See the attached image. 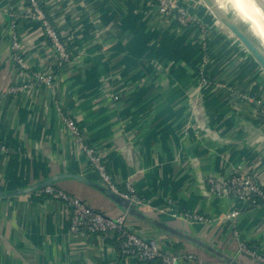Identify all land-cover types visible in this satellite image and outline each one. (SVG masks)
Masks as SVG:
<instances>
[{
    "label": "crops",
    "instance_id": "obj_1",
    "mask_svg": "<svg viewBox=\"0 0 264 264\" xmlns=\"http://www.w3.org/2000/svg\"><path fill=\"white\" fill-rule=\"evenodd\" d=\"M173 1L207 30L182 26L157 0H40L72 53L55 70L58 52L27 0H0V144L8 149H0V264H153L120 256L101 234L72 231L64 201L37 192L46 184L127 214L132 230L164 251L195 255L191 264H264L234 233L264 253V205L218 196L208 183L239 169L264 186V69L209 7L214 0ZM230 17L244 25L234 10ZM14 30L26 68L13 59ZM51 73L52 85L33 81ZM81 140L141 201L105 191Z\"/></svg>",
    "mask_w": 264,
    "mask_h": 264
},
{
    "label": "built area",
    "instance_id": "obj_2",
    "mask_svg": "<svg viewBox=\"0 0 264 264\" xmlns=\"http://www.w3.org/2000/svg\"><path fill=\"white\" fill-rule=\"evenodd\" d=\"M157 1L159 11L165 15L172 16L182 26L198 25L202 30H207V25L188 8L173 0ZM27 2L29 5V14L42 22L47 37L51 39L58 52L59 61L69 62L72 59V53L66 46L55 23L49 19L48 14L42 8L40 0H27ZM15 27L16 25H13L14 29ZM11 38L13 59L20 68H26L16 30L12 31ZM53 78L54 75L52 73L48 75H35L33 81H45L48 85H52ZM16 89L18 90L20 87L14 86L11 88V91H16ZM259 114L264 121V103H261L259 106ZM63 121L66 129L81 139L82 130L76 119L70 114H64ZM81 144L88 161L99 173L102 184L106 188L111 189L121 197L141 201L140 195L132 183L128 182L125 190L117 186L107 171L104 162L105 158L101 152L85 141L81 140ZM0 149L8 150L6 146L1 144ZM208 183L211 191L218 196H222L223 194L233 195L242 203H245L246 206L255 207L264 205V186L252 171L235 169L228 177H209ZM37 192L40 195L45 194L64 201L70 211V228L72 231H87L103 235L113 243L120 256L133 257L139 262L153 264H191L196 259L193 254L164 251L155 241L143 238L138 232L132 230L127 214L115 216L106 214L91 206L84 199L53 185L43 186ZM238 215L239 211H233L229 215V218L234 221V225H236L235 221ZM184 217L190 221H209V218L200 212H186ZM234 233L238 239L239 249L244 254L252 256L264 263V253L241 239L237 228L234 229Z\"/></svg>",
    "mask_w": 264,
    "mask_h": 264
},
{
    "label": "water",
    "instance_id": "obj_3",
    "mask_svg": "<svg viewBox=\"0 0 264 264\" xmlns=\"http://www.w3.org/2000/svg\"><path fill=\"white\" fill-rule=\"evenodd\" d=\"M257 2H259V0H257ZM208 4H209V7L213 10V12L217 15V17L245 45V47L250 52V54L256 59V61L264 69V47L262 45H259L256 41H254V39L252 38V34H250L249 31L244 30L240 25H238V23L236 21L232 20L230 18V14L225 13L221 7L216 5L215 2L208 3ZM104 189L109 195H111L117 199H123L124 201H126L127 203L130 204L131 201L129 199L119 197L117 194H115L109 188H104Z\"/></svg>",
    "mask_w": 264,
    "mask_h": 264
},
{
    "label": "bare ground",
    "instance_id": "obj_4",
    "mask_svg": "<svg viewBox=\"0 0 264 264\" xmlns=\"http://www.w3.org/2000/svg\"><path fill=\"white\" fill-rule=\"evenodd\" d=\"M229 5L232 6L235 14L243 21L244 25L240 22L236 21L238 25H240L244 30L248 31L251 29L252 22L258 19V13L255 8L252 7L251 0H225Z\"/></svg>",
    "mask_w": 264,
    "mask_h": 264
},
{
    "label": "clouds",
    "instance_id": "obj_5",
    "mask_svg": "<svg viewBox=\"0 0 264 264\" xmlns=\"http://www.w3.org/2000/svg\"><path fill=\"white\" fill-rule=\"evenodd\" d=\"M217 3L221 8H225V4L221 3L220 0H217ZM251 3L252 7L258 13V19L254 20L251 25L252 38L259 45H264V0H259V2L257 0H251Z\"/></svg>",
    "mask_w": 264,
    "mask_h": 264
},
{
    "label": "rangeland",
    "instance_id": "obj_6",
    "mask_svg": "<svg viewBox=\"0 0 264 264\" xmlns=\"http://www.w3.org/2000/svg\"><path fill=\"white\" fill-rule=\"evenodd\" d=\"M214 2L216 3V5L219 6V4L217 3V0H214ZM220 2L223 3V4H225V8H222V9L225 10L227 13L231 14L232 11H233L232 6L229 5V4H227L226 1L224 2V0H220ZM219 7H220V6H219ZM248 31H249V33L251 34L252 30L249 29ZM262 46L264 47V45H262Z\"/></svg>",
    "mask_w": 264,
    "mask_h": 264
},
{
    "label": "trees",
    "instance_id": "obj_7",
    "mask_svg": "<svg viewBox=\"0 0 264 264\" xmlns=\"http://www.w3.org/2000/svg\"><path fill=\"white\" fill-rule=\"evenodd\" d=\"M40 4H41L42 8L44 9V11L46 12V9H45V7L43 6V4H42L41 2H40ZM46 13H47V12H46ZM49 19L51 20L50 17H49ZM47 38H48L49 42L53 45L51 39H50L49 37H47ZM53 46H54V45H53ZM64 64H65V62H64L63 60H60V61L58 62V65H57V67H56L55 70H59V69L61 68V66H63Z\"/></svg>",
    "mask_w": 264,
    "mask_h": 264
}]
</instances>
